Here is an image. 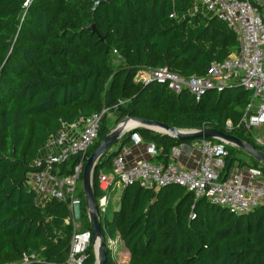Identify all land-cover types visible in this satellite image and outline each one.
<instances>
[{"label":"trees","instance_id":"1","mask_svg":"<svg viewBox=\"0 0 264 264\" xmlns=\"http://www.w3.org/2000/svg\"><path fill=\"white\" fill-rule=\"evenodd\" d=\"M28 1L0 0V264L31 255L55 264L68 259L73 228L64 226L67 204L54 200L40 206L29 185L30 175L39 171L36 161L64 125L107 110L87 158L111 133L109 115L117 125L129 117L179 130L215 129L264 153L239 127L251 98L244 88L229 84L198 101L189 91L175 94L139 77L143 69L168 68L183 78H204L212 63H223L238 50L237 35L213 13L195 12L196 0H114L96 11L102 0ZM92 25L97 33L87 29ZM136 132L155 145L157 156L150 161L155 165H167L176 148L198 141ZM120 143L128 146L130 134ZM228 150V173L236 164L248 166L237 159L244 151ZM118 154L114 147L94 170L97 201L98 177L112 172ZM78 161L62 166L61 175ZM120 194L118 205L110 202L111 216L106 213L101 222L106 246L109 239L123 242L128 264H264V204L235 215L204 199L195 202L192 193L175 185L156 190L134 184ZM77 195L83 230H91L82 175ZM107 251L108 264H119ZM88 255L85 264H95L93 246Z\"/></svg>","mask_w":264,"mask_h":264},{"label":"built area","instance_id":"2","mask_svg":"<svg viewBox=\"0 0 264 264\" xmlns=\"http://www.w3.org/2000/svg\"><path fill=\"white\" fill-rule=\"evenodd\" d=\"M32 0H29L30 3ZM254 1V0H253ZM209 13H213L227 24L238 38L239 48L223 63H212L209 74L204 78H183L168 68L143 69L139 77L144 82H158L175 94L189 91L199 101L211 90L223 91L224 86L236 84L251 94L239 127L249 134L264 131V13L260 6L251 0H196ZM27 3V4H28ZM28 6V5H27ZM195 12L199 11L196 5ZM107 110L92 114L82 121L64 125L59 134L47 145L43 155L36 161L39 171L30 175L29 185L37 194L40 206L56 200L66 203L69 216L64 226L73 228L69 256L65 264H85L89 258L88 250L92 245L91 230H78L81 221L82 200L77 195V183L87 162L88 152L95 146L99 137L102 119ZM228 130L232 129L227 122ZM137 130H130L132 147L123 146L114 158L112 172L98 177L102 193L97 201L100 218L109 208L110 202L126 187L139 184L145 189H162L179 186L192 193L195 202L204 199L209 203L228 209L235 215L250 213L264 204V172L260 168H244L226 171L229 145L211 140H198L194 149L201 154L197 166L182 169L174 162L177 152L173 151L167 165H155L142 160L130 163L134 147L143 144ZM264 148V135L253 139ZM54 149H57L55 151ZM149 157L157 156L155 145L147 149ZM72 158L78 164L63 176L62 166ZM125 247L118 238L109 239L106 249L115 259L118 250ZM13 264H55L47 262L38 255L25 256Z\"/></svg>","mask_w":264,"mask_h":264},{"label":"water","instance_id":"3","mask_svg":"<svg viewBox=\"0 0 264 264\" xmlns=\"http://www.w3.org/2000/svg\"><path fill=\"white\" fill-rule=\"evenodd\" d=\"M114 0L98 1L94 5V11L100 6L111 4ZM93 33H97L95 25L87 28ZM104 41V39L102 40ZM134 123L131 127L130 124ZM146 129L155 133L167 135L174 140H211L225 143L229 146L244 151L250 155L254 160L264 166V153L259 151L256 147L249 143L242 141L236 136L221 132L215 129L195 130H179L172 128L166 124L147 121L143 119H123L115 128L107 135L87 159L82 173V186L84 192V199L88 211V217L92 232V245L95 251L96 264H108V251L103 236V226L100 218L98 203L93 189L94 170L97 168L98 162L108 155L114 147H116L117 154L121 151L123 145L120 143L122 137L130 130Z\"/></svg>","mask_w":264,"mask_h":264},{"label":"crops","instance_id":"4","mask_svg":"<svg viewBox=\"0 0 264 264\" xmlns=\"http://www.w3.org/2000/svg\"><path fill=\"white\" fill-rule=\"evenodd\" d=\"M254 1L260 6L262 13H264V0H254ZM149 145L150 143L143 141L142 145L138 147H134V154L129 159L130 163H134L142 160L151 161L152 158L149 157L147 153V149ZM128 146L132 147L133 144L130 143ZM192 147L193 144H191L190 146H180L174 150L178 154L177 159L174 160L177 166H179L182 169H191L197 166L198 162L201 159V154L199 153L198 150ZM54 150L57 151V149ZM238 168H244V167L238 166V164H236L234 169H238ZM119 201H120V197L118 198V195H116L112 199V203L114 204H118ZM117 207L115 210H117ZM116 256H115V260L116 262H120L119 264H128L130 261V252L126 247L119 248L118 254Z\"/></svg>","mask_w":264,"mask_h":264},{"label":"rangeland","instance_id":"5","mask_svg":"<svg viewBox=\"0 0 264 264\" xmlns=\"http://www.w3.org/2000/svg\"><path fill=\"white\" fill-rule=\"evenodd\" d=\"M196 5L198 6L200 12H205L206 10L201 6V4L199 2H196ZM114 64L115 65H119L122 63V60L121 58L116 54V56H114ZM116 119L112 116V115H109V123H110V127L112 128V130H114V128L117 126L116 124ZM197 131V130H195ZM250 137L251 138H256L258 136H263L264 135V131H252L250 134ZM245 153V152H244ZM243 152L239 155L237 154V159L241 160L242 163H246L248 164V166H251V167H254L256 166L254 161L249 158V156H245ZM240 156V157H239ZM104 174H108L106 171L103 172ZM121 194L118 195V198L120 197ZM118 205V204H117ZM116 205V206H117ZM112 214V206L109 205V208L107 210V216L110 217ZM78 230H83V223L82 221H80V224H79V229ZM116 256V255H115ZM117 257V256H116ZM120 263V262H118ZM96 264V263H95Z\"/></svg>","mask_w":264,"mask_h":264},{"label":"bare ground","instance_id":"6","mask_svg":"<svg viewBox=\"0 0 264 264\" xmlns=\"http://www.w3.org/2000/svg\"><path fill=\"white\" fill-rule=\"evenodd\" d=\"M132 125H134V123L131 122V124L129 126L131 127Z\"/></svg>","mask_w":264,"mask_h":264}]
</instances>
